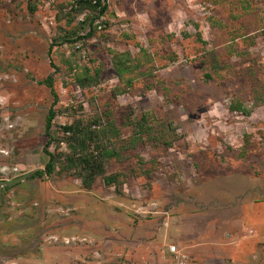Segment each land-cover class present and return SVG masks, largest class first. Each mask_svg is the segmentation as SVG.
Masks as SVG:
<instances>
[{
    "label": "rangeland",
    "instance_id": "1",
    "mask_svg": "<svg viewBox=\"0 0 264 264\" xmlns=\"http://www.w3.org/2000/svg\"><path fill=\"white\" fill-rule=\"evenodd\" d=\"M76 1L0 0V264H264V0Z\"/></svg>",
    "mask_w": 264,
    "mask_h": 264
},
{
    "label": "trees",
    "instance_id": "2",
    "mask_svg": "<svg viewBox=\"0 0 264 264\" xmlns=\"http://www.w3.org/2000/svg\"><path fill=\"white\" fill-rule=\"evenodd\" d=\"M77 9L76 11H78L79 13L84 11V10H89V12L91 11V13L88 14V16L85 18V23H83L84 25L89 26V30L88 32L84 35V36H78L76 40L79 39H83V38H90L93 36L95 29H96V25L95 20H97L98 18H101L107 11L108 9V4L106 3L105 0H77ZM96 13V14H95ZM45 83L47 85H49L50 87L53 86V78L49 77L46 79ZM56 95V94H55ZM57 100L54 101L53 105L56 103ZM57 113L56 110L54 109V107H51L49 115L47 117V125H46V131H47V135L49 137L48 143H47V147L49 148L53 143H55L56 141H58L60 139V135L56 133V131L54 130L53 127V120L55 119ZM81 121L73 123L71 125H67L65 126V130L72 133L73 136L70 137L69 139V146L74 150V154H75V158H69L68 159V163H73L75 165L77 164V160H76V152H78V148H83L84 150H86L88 148L87 142L86 141H93L95 140L96 136L99 135V131L97 130H93L92 127L89 126V132H87L86 134V130L85 128H79L81 127ZM83 133L86 137V139L84 141H79L76 137L78 136V134ZM78 145V146H76ZM48 154L50 155V161L46 166V170L48 174H52V172L55 169L56 166V156L55 154L51 153L48 151ZM80 163H84V169H91L93 172H95V170H99L100 167H98L96 165V160L95 161H89V159H80L78 160ZM91 162V163H90ZM96 162V163H94ZM39 174H43V172H38Z\"/></svg>",
    "mask_w": 264,
    "mask_h": 264
},
{
    "label": "built area",
    "instance_id": "3",
    "mask_svg": "<svg viewBox=\"0 0 264 264\" xmlns=\"http://www.w3.org/2000/svg\"><path fill=\"white\" fill-rule=\"evenodd\" d=\"M173 252L176 251V246H172V249H171Z\"/></svg>",
    "mask_w": 264,
    "mask_h": 264
}]
</instances>
